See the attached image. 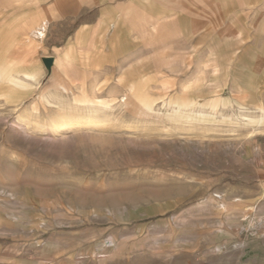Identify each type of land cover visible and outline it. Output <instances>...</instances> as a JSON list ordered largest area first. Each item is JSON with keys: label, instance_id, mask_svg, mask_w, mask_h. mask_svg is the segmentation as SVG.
I'll return each mask as SVG.
<instances>
[{"label": "rangeland", "instance_id": "obj_1", "mask_svg": "<svg viewBox=\"0 0 264 264\" xmlns=\"http://www.w3.org/2000/svg\"><path fill=\"white\" fill-rule=\"evenodd\" d=\"M23 1L11 16L0 0V28L38 17L21 49L0 48V264H264V122L236 119L264 107V0H159L180 24L132 38L149 115L115 81L133 0ZM83 25L106 47L99 70L47 67ZM34 56L40 83L14 84ZM179 99L207 117H172Z\"/></svg>", "mask_w": 264, "mask_h": 264}, {"label": "crops", "instance_id": "obj_2", "mask_svg": "<svg viewBox=\"0 0 264 264\" xmlns=\"http://www.w3.org/2000/svg\"><path fill=\"white\" fill-rule=\"evenodd\" d=\"M6 2H16L17 0H5ZM33 1V4H38L40 0H30ZM91 5H95L97 3H102L106 0H90ZM135 1V2H134ZM223 3V0H221ZM259 1V0H258ZM26 1H17L15 4L18 5V7H22L21 9H15L14 11H11V16H17L22 13V11H25L26 7H28V4H25ZM225 4V3H224ZM242 5H250L247 0H242ZM258 5L257 3H255ZM254 4V5H255ZM250 7L251 10L256 8L255 6ZM172 7H180L178 5H167L162 3V1L159 0H133V2H130L128 5H122L119 9L122 8L124 11V15L126 19L128 20V27L126 29V35L130 38L128 41L129 49H131L129 56L127 60L123 63L118 62L116 67H119V73L115 77V81L117 85H124L126 87L127 92L123 94L122 98L126 95L133 96L135 98H138L145 104H149L154 108L153 100L145 95L143 93L140 94L138 86L135 82L134 77V71L136 67V60L138 59L137 54L134 51L135 48V41L132 39L134 34L138 31L139 27H142L144 30H149L153 33H156L160 31V29L165 27H173L180 24L178 23L177 19L174 18L176 16V13L171 11ZM39 9V7H36ZM170 8V9H168ZM149 13V14H147ZM148 15L149 18L146 20L140 19L142 15ZM10 16V17H11ZM7 20V19H6ZM5 21V20H4ZM3 22V21H2ZM8 21H5L3 25H7ZM13 24L9 25L8 27L0 28V48H12V49H21L23 45L26 44L28 40H30L29 34L33 31V28L35 30L36 25H38V17L33 18H22L20 21L15 20L12 21ZM101 23L104 22V19L100 20ZM123 31H121L122 34ZM89 34V28L86 25H83V27L77 29L72 37H70V40L65 44V46L62 49H56L55 54L60 56V59H57L55 57V61L52 63L53 69L55 71H61L67 73L69 72V67L75 69L76 71H81L82 73H90L93 74L94 72H97L100 67V60L101 57L106 55L105 45L101 44L99 42V39H90ZM100 36V35H99ZM103 36V35H102ZM12 39L9 41V39ZM122 38V37H120ZM121 41V40H120ZM9 42H13L15 44H8ZM34 63L36 65V68L33 71L38 72L36 81H31L32 83L39 84L41 81L42 73L45 71V67L42 65L41 60L37 59L35 56L32 57ZM53 58V57H50ZM96 58V59H95ZM25 60H29V57L26 55L24 58L21 59V63L23 64ZM29 64V63H28ZM57 84L63 91H71L73 89L72 85H69L68 82H61L57 81ZM73 91V90H72ZM75 101L82 102L85 105H88V107H92L90 100L93 98H78L77 95L74 94ZM46 95H44L45 97ZM47 97V96H46ZM88 100V101H87ZM209 103H217L222 102L224 99H210ZM102 102H105L104 100H101ZM187 101V102H186ZM64 103L63 101H61ZM175 103H179L183 108L191 109L190 106L192 104V101H188L185 99H179L176 100ZM201 103H206L205 101ZM239 107L245 106L243 103H239ZM110 105V104H109ZM262 106V105H259ZM257 106V107H259ZM263 107V106H262Z\"/></svg>", "mask_w": 264, "mask_h": 264}, {"label": "bare ground", "instance_id": "obj_3", "mask_svg": "<svg viewBox=\"0 0 264 264\" xmlns=\"http://www.w3.org/2000/svg\"><path fill=\"white\" fill-rule=\"evenodd\" d=\"M46 66L47 67H51L52 64L50 63H46ZM23 74V73H22ZM25 76L24 78H14L12 81L14 82V84L16 85H20V86H23V85H26V84H31L30 81H35L37 79V75H38V72L34 71V72H31V73H24ZM17 76H20V75H17ZM23 77V76H22ZM46 97V96H45ZM88 101V100H87ZM121 101L124 105H127L128 103L130 104H134L135 103V106L136 108L138 109V112L139 113H142L144 115H149V114H154V113H157L159 114V112H157L152 106H150L149 104H145L144 102H137L136 101V98L133 97V96H124L123 98H121ZM187 102V101H186ZM91 105H93L92 107H90V111L91 112H95V111H102L101 109L103 108H108L110 105L108 103V101H105V102H102L101 100H97L95 98L91 99L90 102ZM100 104L101 106H103V108H98L96 106V104ZM171 106V105H170ZM243 108H246L244 106H241ZM190 109H186V108H183L179 103H175V110L173 112H171V116L172 117H177L179 119H187V120H191V119H197V118H205L207 117V115H205L203 112L200 111L197 112V111H190V113H187L189 112ZM195 112V113H194ZM244 112V111H243ZM258 115H243V114H240L242 113V111L236 115V119L240 120V121H244V122H264V107L262 106H259V110H258ZM257 113V111H256ZM169 114V113H168ZM250 114V113H249ZM235 118V117H234ZM72 120V119H71ZM81 123H85L87 125H94V124H98L100 123V120L98 119H90V120H86L85 122H81V121H77L75 124L77 125H80ZM73 124H74V120L73 122H67V123H63V124H60V125H55L54 127L55 128H61V129H70L73 127ZM74 124V125H75ZM99 125V124H98ZM258 130V129H257ZM256 131V130H255Z\"/></svg>", "mask_w": 264, "mask_h": 264}]
</instances>
